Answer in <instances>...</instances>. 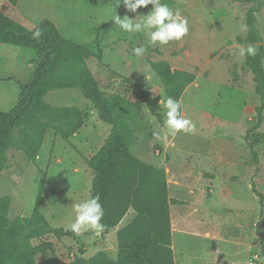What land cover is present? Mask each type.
<instances>
[{
	"label": "rangeland",
	"instance_id": "374dc122",
	"mask_svg": "<svg viewBox=\"0 0 264 264\" xmlns=\"http://www.w3.org/2000/svg\"><path fill=\"white\" fill-rule=\"evenodd\" d=\"M165 1L187 18L189 31L185 37L166 45L149 46L143 33L123 32L112 25L99 34L102 60L90 56L85 62L106 94L119 93L134 102L136 121L132 124L131 151L139 159L161 167L182 164L190 171L183 175L189 185L194 179H200L196 184L200 185L204 181L203 174L212 178L205 181L213 187L209 196L206 187L196 190L195 197L186 205L183 201L177 205L173 199L170 217L176 264H264V139L255 148L256 164L244 142V135L256 119L255 107L260 105L261 98L255 91L254 75L246 66L245 56L239 55V48L244 46L235 40L237 35L247 32H241L240 26L246 25V12L257 6V0ZM115 2L18 0L13 5L0 0V11L28 29L48 19L63 37L97 52L95 29L111 21L116 11L118 13L119 6L115 8ZM152 7L149 4L136 12L124 7L121 17L135 18L141 14L135 18L139 20ZM254 19L255 27L259 26L256 29L258 41L264 40V4L254 13ZM141 44L146 45L147 50L137 57L132 50ZM35 54L31 48L0 43L1 111L17 103L19 83L31 80ZM32 56L33 59L26 62ZM149 60H164L172 68L194 74L180 99L185 116L195 125L193 133L168 134L162 107L167 96ZM262 65L264 69V58ZM125 78L143 83L152 95L160 96L162 123L149 112ZM45 100L54 106L76 107L86 111L88 117L76 136L66 140L47 129L34 160L22 151L21 137L17 129L13 130L7 167L0 171V206L5 209L8 222L17 226L19 218L27 220L31 216L41 186L40 211L47 225L67 229L74 219L72 203L91 198L93 172L84 158L93 155L102 145L110 125L98 119L92 104L77 89L53 90ZM258 131L264 132V106ZM222 158L231 160L232 168L224 167ZM224 171L233 179L228 180L226 186L221 183ZM252 183L257 193L262 194L261 198L251 189ZM196 203L199 210H193ZM128 214L122 224L128 221ZM187 230L207 235L199 238ZM36 232L34 225H26L21 234L12 236L19 260H26L24 254L29 249H32L34 264L67 263L83 249L85 257L100 250L116 257L114 234L106 243L95 232H84L78 235L85 243L80 245L71 236L56 239L53 234L39 236Z\"/></svg>",
	"mask_w": 264,
	"mask_h": 264
},
{
	"label": "trees",
	"instance_id": "16d2710c",
	"mask_svg": "<svg viewBox=\"0 0 264 264\" xmlns=\"http://www.w3.org/2000/svg\"><path fill=\"white\" fill-rule=\"evenodd\" d=\"M7 1L15 5L18 0ZM262 4L264 0H257V6L247 10V32L235 37L236 42L245 48L248 44H254L258 49L256 56H245L246 66L254 75L255 91L261 98L260 105L255 107L256 119L244 135V142L252 152L255 164L258 162L255 148L264 139V132L258 131L264 106V45L258 41L254 24V13L258 12ZM124 7L123 3L119 5L118 15H122ZM112 25L115 24L111 20L96 27L98 51L94 52L63 37L48 19L28 29L0 11V43L31 48L36 53L31 80L19 83L17 103L7 111L0 110V171L7 167V152L14 129L21 137L22 151L30 160L37 157L47 129L54 130L64 140L79 131L88 117L86 111L65 105L54 106L45 100V96L53 90H79L82 97L92 104L98 119L110 125L109 134L102 145L93 155L84 158L93 172L90 195L99 196L104 208L102 223L106 227L100 234L104 236L110 233L129 212H132V217L116 230V257L109 256L103 250L85 257L83 249L70 262L60 264H174L165 168L149 164L131 151L132 124L136 121L134 102L119 93L106 94L85 62V58L90 56L102 60L99 34ZM37 28L42 35L39 39H33L32 33ZM148 63L160 79L166 96L180 100L185 86L194 79V74L172 68L164 60H149ZM125 81L135 88L137 97L162 123L160 96L152 95L143 83L129 78H125ZM251 189L258 198L262 197V194L257 193L254 183ZM41 198L40 186L31 216L27 220L19 218L17 226L8 222L5 209L0 206V264H34L32 249L25 251V261L19 260L16 241L12 238L14 234H21L26 225H34L39 236L53 234L56 239L71 236L80 245H85L75 233L47 225L40 211Z\"/></svg>",
	"mask_w": 264,
	"mask_h": 264
},
{
	"label": "clouds",
	"instance_id": "9594fccd",
	"mask_svg": "<svg viewBox=\"0 0 264 264\" xmlns=\"http://www.w3.org/2000/svg\"><path fill=\"white\" fill-rule=\"evenodd\" d=\"M121 3L131 12H136L138 8L147 7L149 4L153 5L152 9L147 14H142L139 20L135 18L141 14H137L135 18H129L127 15L122 18L117 14V11L111 17L113 24L118 26L123 32L143 33L149 46H154L157 43L166 45L170 41H179L188 34L187 18L183 17L179 10L174 11L166 2L162 3L161 0H116L115 8ZM240 30L241 32L246 31L247 25L242 24ZM41 35L42 32L37 28L32 33V38L39 39ZM146 50V45L141 44L134 47L132 51L134 55L141 57ZM257 51L256 45L248 44L246 48H239V55L241 57H254ZM162 107L165 110L163 113L164 127L170 136H175L179 132L190 134L195 131V125L190 118L185 116L182 110L181 100L167 96ZM156 135L159 139V134ZM72 210L74 219L65 230L71 231L76 235L88 231H93L99 235L105 230L106 226L102 223L105 213L99 196L73 202Z\"/></svg>",
	"mask_w": 264,
	"mask_h": 264
},
{
	"label": "crops",
	"instance_id": "0c3cea01",
	"mask_svg": "<svg viewBox=\"0 0 264 264\" xmlns=\"http://www.w3.org/2000/svg\"><path fill=\"white\" fill-rule=\"evenodd\" d=\"M256 28L258 30L259 29V26H256ZM259 43L262 44V45H264V40L261 38V41ZM31 59H33V56L32 57H28L27 60H26V62H29ZM76 134L77 133H74L73 136H76ZM221 161L224 163V165H225L224 167H226V168L227 167H231V165L233 164L232 161L229 160V159L222 158ZM164 168H165V171H166V178H167L168 197L170 199L169 210H172V206H173L172 202H173V199L176 200V202H177L176 204L177 205L178 204H182L181 201H183V203L186 205L188 203V200H190V199L192 200L195 197V194L197 193L196 190H199V191L200 190H204V188L207 187V189L209 190V193L207 192V196H209L212 193V191H213L212 184H210V183L209 184H206L205 183L206 180H211L212 179V178L209 177L210 176L209 174H203V176H204V179L203 180L204 181H202V183L200 185H196V184H199L198 182L201 181L200 179H194L193 183L191 185H189L188 182L186 181V178L184 180V176H183L186 172H190L187 167L183 166L182 164H177L175 167H171L168 164H165ZM191 178H192V176H191ZM230 178H231V176H229L228 171H224V175H223L222 180H221V183L223 184V186L226 183L228 184L227 181L228 180H231ZM184 182H187V183L184 184ZM175 196H184V198L186 197L187 199L181 200L180 198H175ZM197 204L198 203H196V205ZM193 210H199L198 209V205H197V207H194ZM129 215H130V217H129L128 221L132 217L131 216L132 215V212H131V214L129 213L128 216ZM193 215H195V214H193ZM200 215H201V212H199V216ZM208 216H209V214H208ZM170 220H171V217H170ZM199 222H201V221L199 220ZM125 224H122V220H121L120 224L115 229H113L110 233H108V234H106L104 236H102L101 234H99L100 235V240L102 242H106L107 243L108 240H111V238H113L112 236H113V234L115 235L116 230L119 227H121V226H123ZM171 225H172V222H171ZM173 229L174 228L172 227V231H173ZM187 231H188V233H191L192 232V231H189V230H187ZM193 233L194 234H192V233L191 234L192 235H195V236H197L199 238H201V237L202 238H205V234L207 235L206 232H205V234L204 233L202 234L201 232L199 233V232H194L193 231ZM210 237H211V235H210ZM172 251H173V248H172ZM174 264H176L175 257H174Z\"/></svg>",
	"mask_w": 264,
	"mask_h": 264
}]
</instances>
